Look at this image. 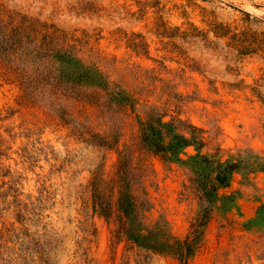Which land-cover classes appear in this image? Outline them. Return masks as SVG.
Masks as SVG:
<instances>
[{"label": "rangeland", "instance_id": "374dc122", "mask_svg": "<svg viewBox=\"0 0 264 264\" xmlns=\"http://www.w3.org/2000/svg\"><path fill=\"white\" fill-rule=\"evenodd\" d=\"M151 116L189 138L178 160L141 144ZM126 153L143 225L177 239L201 209L191 159L235 167L192 257L94 211ZM0 264H264V0H0Z\"/></svg>", "mask_w": 264, "mask_h": 264}, {"label": "trees", "instance_id": "16d2710c", "mask_svg": "<svg viewBox=\"0 0 264 264\" xmlns=\"http://www.w3.org/2000/svg\"><path fill=\"white\" fill-rule=\"evenodd\" d=\"M141 144L148 150L162 152L163 157L178 160L177 149L189 144V138L176 132L169 123L149 117L141 129ZM196 168L204 175L205 183L201 185V209L198 212L192 231L184 239H177L159 226L146 228L141 221L142 206L138 202L133 186L139 180L135 170L130 166V154L119 158L115 172L110 180L100 181L93 177L92 198L93 209L99 216L106 219L113 217L112 229L115 241L124 240L127 244L154 253L171 255L180 260H186L194 255L201 241L205 224L212 212L218 195L217 188L229 180L235 167L229 163L217 160L210 161V167L202 166L207 158L198 154L191 159ZM206 180L208 183L206 184ZM208 205H204L205 201Z\"/></svg>", "mask_w": 264, "mask_h": 264}]
</instances>
